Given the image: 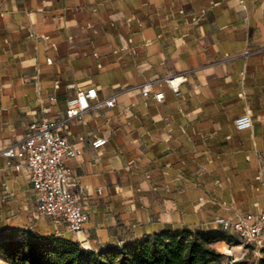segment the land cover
<instances>
[{"label": "crops", "instance_id": "0c3cea01", "mask_svg": "<svg viewBox=\"0 0 264 264\" xmlns=\"http://www.w3.org/2000/svg\"><path fill=\"white\" fill-rule=\"evenodd\" d=\"M179 74L176 94L164 78ZM89 87L115 104L61 130L80 151L65 162L89 219L77 233L54 220L37 233L98 249L259 211L264 0H0V229L43 217L27 172L2 150ZM244 113L252 125L237 130ZM95 137L106 142L93 147Z\"/></svg>", "mask_w": 264, "mask_h": 264}, {"label": "built area", "instance_id": "2783aa9c", "mask_svg": "<svg viewBox=\"0 0 264 264\" xmlns=\"http://www.w3.org/2000/svg\"><path fill=\"white\" fill-rule=\"evenodd\" d=\"M185 79V75L179 74L167 76L164 81L177 94L180 84ZM151 92L152 84L146 82L142 86V94L148 96ZM153 96L160 101L164 95L159 91L153 93ZM49 99L55 101L56 98L52 95ZM115 102L114 96L100 100L95 87L79 89L73 96L67 98L62 118L42 117L32 121L23 139L2 150V154L7 158L8 166L16 169L23 168L27 172L36 198L37 213L54 221H62L71 232L82 231L89 219V214L81 203V194L75 189L77 184L71 179V169L65 162L67 157H74L80 151L68 141L61 130L69 119H82L90 108L102 104L113 106ZM50 111V107L45 108L46 113ZM234 125L237 130L250 128L251 115L249 113L239 115L234 119ZM105 142V137H95L91 145L97 148ZM15 157L21 162L13 163L12 159ZM212 224L243 244L255 245L263 241L264 185L262 204L256 214H240L228 218L216 217Z\"/></svg>", "mask_w": 264, "mask_h": 264}, {"label": "trees", "instance_id": "16d2710c", "mask_svg": "<svg viewBox=\"0 0 264 264\" xmlns=\"http://www.w3.org/2000/svg\"><path fill=\"white\" fill-rule=\"evenodd\" d=\"M221 241L240 244L220 229L182 226L92 249L64 236L13 227L0 229V255L11 264H229L216 248ZM261 253L257 264H264V248Z\"/></svg>", "mask_w": 264, "mask_h": 264}, {"label": "rangeland", "instance_id": "374dc122", "mask_svg": "<svg viewBox=\"0 0 264 264\" xmlns=\"http://www.w3.org/2000/svg\"><path fill=\"white\" fill-rule=\"evenodd\" d=\"M50 220L52 219H50L47 216L41 217V216H36L35 214L32 213L31 220L29 222L30 224L26 225V227H28V230L32 231L33 233H37L39 230H41L42 226L49 225L48 223ZM233 240L234 242L239 241L235 237H233ZM263 245H264V241H261L260 243L255 245L243 244L241 242L240 244L229 245L226 242L222 241L216 244V248L218 251L224 254V260L229 264L230 263L236 264L235 262L237 261H243L242 264H256L258 257L261 256L262 254L261 253L262 248L260 246ZM0 264H11V263L7 258L2 257L0 255Z\"/></svg>", "mask_w": 264, "mask_h": 264}, {"label": "bare ground", "instance_id": "6f19581e", "mask_svg": "<svg viewBox=\"0 0 264 264\" xmlns=\"http://www.w3.org/2000/svg\"><path fill=\"white\" fill-rule=\"evenodd\" d=\"M79 237H80V238H83V235H82L81 233H79Z\"/></svg>", "mask_w": 264, "mask_h": 264}]
</instances>
